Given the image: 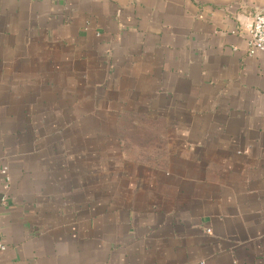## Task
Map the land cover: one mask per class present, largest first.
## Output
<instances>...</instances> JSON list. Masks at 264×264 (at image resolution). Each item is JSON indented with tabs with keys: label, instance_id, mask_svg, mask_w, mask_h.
<instances>
[{
	"label": "crops",
	"instance_id": "obj_1",
	"mask_svg": "<svg viewBox=\"0 0 264 264\" xmlns=\"http://www.w3.org/2000/svg\"><path fill=\"white\" fill-rule=\"evenodd\" d=\"M257 13L0 0V264H264Z\"/></svg>",
	"mask_w": 264,
	"mask_h": 264
},
{
	"label": "built area",
	"instance_id": "obj_2",
	"mask_svg": "<svg viewBox=\"0 0 264 264\" xmlns=\"http://www.w3.org/2000/svg\"><path fill=\"white\" fill-rule=\"evenodd\" d=\"M247 33V51L249 56H254L259 52L264 53V14L257 13L253 17V21L250 25L246 26ZM1 174L5 178V184L10 181L5 170L1 171ZM6 196L0 198V209L6 204ZM5 247L0 245V250H4Z\"/></svg>",
	"mask_w": 264,
	"mask_h": 264
}]
</instances>
